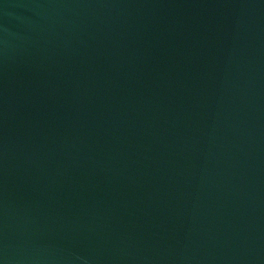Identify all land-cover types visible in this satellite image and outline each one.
<instances>
[{
	"label": "water",
	"instance_id": "95a60500",
	"mask_svg": "<svg viewBox=\"0 0 264 264\" xmlns=\"http://www.w3.org/2000/svg\"><path fill=\"white\" fill-rule=\"evenodd\" d=\"M0 264H264V0H0Z\"/></svg>",
	"mask_w": 264,
	"mask_h": 264
}]
</instances>
